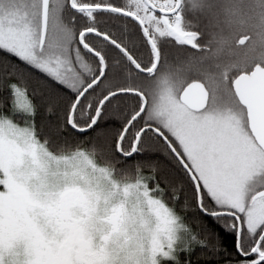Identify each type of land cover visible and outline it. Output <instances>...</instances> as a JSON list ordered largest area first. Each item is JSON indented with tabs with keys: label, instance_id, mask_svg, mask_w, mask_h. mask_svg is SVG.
<instances>
[{
	"label": "snow or ice",
	"instance_id": "1",
	"mask_svg": "<svg viewBox=\"0 0 264 264\" xmlns=\"http://www.w3.org/2000/svg\"><path fill=\"white\" fill-rule=\"evenodd\" d=\"M0 264H264V0H0Z\"/></svg>",
	"mask_w": 264,
	"mask_h": 264
}]
</instances>
